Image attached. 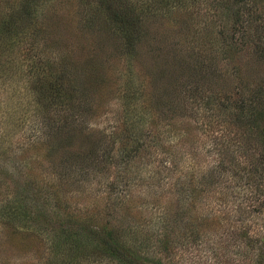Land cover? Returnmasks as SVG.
I'll return each instance as SVG.
<instances>
[{"label": "trees", "instance_id": "1", "mask_svg": "<svg viewBox=\"0 0 264 264\" xmlns=\"http://www.w3.org/2000/svg\"><path fill=\"white\" fill-rule=\"evenodd\" d=\"M48 1L0 0V86L11 85L12 79L24 85L29 101L24 107L23 116L13 120V127L25 125L28 121L33 125L32 130L27 131V141L13 139L0 150V156L9 157L20 152L21 157L35 165H30L31 170L45 162L55 168L51 173L54 180L50 186L45 187V184L30 180L23 189L13 194L2 190L0 222L38 233L54 257L51 264H184L176 259V248L186 246L201 249L205 247L207 239L216 245L207 254L211 264H264L262 90L242 93V99L235 104L245 110L236 120L228 121L230 130H225L224 140L214 142L216 146L221 145L214 148L215 154L223 155L200 172L199 177L196 172L200 168L188 167L181 162L178 146L185 142L183 136L190 139L191 130L177 128L179 141L172 138L168 139L170 141H157V122L162 126L168 125V120L162 123L158 114L160 98L146 102L148 107L145 104V108L150 109L148 114H139L137 97L134 98L126 87L123 98L129 128L125 139L118 142L111 137V140L104 138L102 142H97L96 135L84 124L87 121L86 112L91 106L79 98L81 88L72 76L75 68L59 51L55 53L58 43L48 37L44 16ZM79 1L85 4L82 7L87 13V26L103 22L109 28L127 30L122 32V36L130 44L135 39L141 40L143 19L149 14L140 7L141 0ZM221 1L227 11L234 13L232 44L228 46L225 42L223 44L227 46L218 45L211 51V65L207 63L205 66L210 83L219 88L225 83L234 85L236 79L244 82L257 80L264 84V2L260 7L262 2L258 0ZM238 31H242L241 36H236ZM220 49L251 52L246 57L240 54L242 59L236 64L235 72L227 69L228 72L222 77L216 70L220 62ZM133 51L129 50L131 54ZM178 60L181 64L179 56ZM185 60L188 61L187 58ZM197 66V72L201 73V68H204L200 64ZM186 69L176 73V76L184 71H187L188 76L194 74L192 64ZM229 104L233 105L231 101ZM146 122V132L141 131L142 124ZM78 130L85 137L84 149L80 147L74 152L79 161L71 163L66 156L57 161L58 153L71 149V140ZM11 136L13 133L9 131L0 132L1 146L5 143L4 138L7 140ZM232 141L237 144L233 149L229 145ZM185 151L190 154L188 150ZM144 157L149 158L145 163ZM114 160L119 163L118 167L123 173V191L113 196L115 183L109 181L104 186L109 198L106 207L110 209V212L105 210L106 215H112L111 209L116 211L113 213L115 215H130L127 209L134 202V197L128 189L135 183L152 180L156 174L166 179L163 196L167 207L173 206V209H166V213L157 216L155 221L152 220V225L147 226L141 223L118 225L103 213L94 216L91 213L74 214L72 210L63 213L58 211L56 214L47 208L53 201L67 209L75 207L69 203V190L63 186L71 184L78 164L83 162V169L96 173L109 169ZM137 160L140 166L131 171L133 161ZM186 168L190 169V179L171 180L175 173ZM78 171L81 172V169ZM32 184L35 189L31 188ZM146 187L150 190L151 186ZM245 196L250 201L248 209L240 204L245 202L241 199ZM210 200H216L225 209L221 208L218 214L200 207L202 201ZM252 217L261 221V228L254 233L249 232V224L248 227L242 224V220L249 221ZM52 222L59 226L55 223L51 226Z\"/></svg>", "mask_w": 264, "mask_h": 264}, {"label": "rangeland", "instance_id": "2", "mask_svg": "<svg viewBox=\"0 0 264 264\" xmlns=\"http://www.w3.org/2000/svg\"><path fill=\"white\" fill-rule=\"evenodd\" d=\"M258 1L262 2V7L264 0ZM82 6L85 4H81L79 0H49L44 16L48 37L58 43V49L54 47L55 53L59 51L61 56L69 61V65L75 68L72 76L81 88L82 94L78 92L79 98L91 106L86 112L87 121L84 123L88 126L87 129L96 135L97 142H102L104 138L111 140V137L120 142L125 139L129 128L123 98L126 87L134 98L137 97L139 114H148L150 109H146V102L160 98L158 114L162 123L163 120H168V125L162 126L157 122V141H170L168 139L171 138L179 141L177 128L191 130L193 136L191 135L190 139L183 136L185 142L181 141L183 144L178 146L180 156L182 155L181 162L188 167L200 168L196 172L199 177L200 172L223 155L215 154L214 148L221 145L216 146L214 142L224 140L228 121L236 120L245 110L243 107H237L239 99L243 97L242 93L250 94L255 90H262L261 93H264V84L260 81L244 82L236 79L237 83L234 85L225 83V86L219 88L210 83L211 79L206 73L205 66L207 63L211 65V51L218 45L227 46L223 44L225 42L228 46L232 44L231 27L235 19L234 13L227 11L221 0H141L140 7L146 9L149 14L143 19L141 40L135 39L130 44V41L122 36V32L127 30L121 27L109 28L103 22L87 26V13ZM241 35L242 31L236 34ZM129 50L134 51L131 54ZM218 52L220 62L216 65L219 70H216L223 77L229 70L235 72L236 64L242 59L240 54L246 57L251 51L220 49ZM52 56L54 60V54ZM178 56L182 60L181 64ZM190 64L194 67L193 75L188 76L187 71H184L180 76H176V73L185 70ZM199 64L204 68H201V73L197 72ZM11 82L9 86H0V128L3 130L0 132L9 131L13 136L7 140L4 138L5 143H2V146L0 143V150L9 142H13V139L27 141V131L32 130L33 126L32 122L28 121L25 125L13 127V120L23 116L29 99L21 82L14 79ZM237 87L239 88L236 89ZM230 101L233 105L229 104ZM146 126L147 122L142 124L141 131L146 132ZM71 142V149L58 153L57 161L64 156L71 163L79 161L74 152L80 150V147L84 149L85 146V137L81 130L76 131ZM229 145L233 149L237 144L232 141ZM225 150L227 148L223 151L226 152ZM147 159L143 158L144 163ZM43 164L40 163L36 169L31 170L30 165H35L21 157L20 152L9 157L0 156V193L4 190L13 194L16 190L23 189L30 180L45 184V187L50 186L54 180L51 173L55 168L51 167L49 162ZM118 166L119 163L114 160L109 169L92 173L89 169H83V162L78 164L71 184L63 186L69 190V203L75 207L67 209L53 201L47 208L56 214L58 211L63 213L72 210L74 214L91 213L94 216L103 213L118 225L141 223L147 226L152 225V220L155 221L157 216L166 213V209H173V206L167 207L168 203L163 196L166 179L156 174L152 180L135 183L128 189L129 194L134 197V202L127 209V214L131 213L130 215H115L113 213L116 211L113 209L111 216L106 215L105 210L110 212V209L107 210L106 207L109 198L104 186L109 181L115 183L113 196L122 194L123 191V173ZM139 166V160L133 161L131 171ZM80 169L81 172L78 171ZM86 171L88 173L83 174ZM189 172L190 169H181L171 180L176 182L190 179L192 176ZM88 175L90 176L87 178ZM139 180L138 178L137 181ZM146 185L151 186L150 190ZM31 188L35 189L33 184ZM73 193L75 195L71 196ZM241 199L245 201L240 203L244 204L241 207L248 209L250 201L247 196ZM204 201L200 207L210 212L220 214L221 208L225 209L224 205H220L216 200ZM252 218L254 220H242V224L245 227L249 224V232L254 233L261 228V221L256 217ZM54 223L52 222L51 226ZM207 240L206 248H176V259L184 264H211L207 254L215 244L212 240ZM53 258L48 244L38 233L0 222V264H51Z\"/></svg>", "mask_w": 264, "mask_h": 264}]
</instances>
